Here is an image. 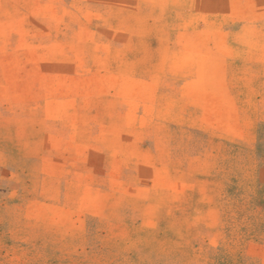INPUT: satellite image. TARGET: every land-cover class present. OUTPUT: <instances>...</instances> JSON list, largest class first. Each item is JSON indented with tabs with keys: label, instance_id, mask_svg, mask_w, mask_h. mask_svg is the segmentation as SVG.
I'll use <instances>...</instances> for the list:
<instances>
[{
	"label": "rangeland",
	"instance_id": "rangeland-1",
	"mask_svg": "<svg viewBox=\"0 0 264 264\" xmlns=\"http://www.w3.org/2000/svg\"><path fill=\"white\" fill-rule=\"evenodd\" d=\"M0 264H264V0H0Z\"/></svg>",
	"mask_w": 264,
	"mask_h": 264
}]
</instances>
